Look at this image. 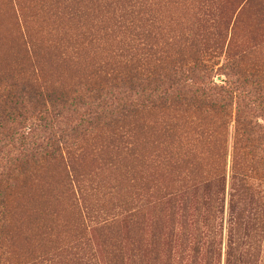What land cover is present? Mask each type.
<instances>
[{"label":"trees","instance_id":"1","mask_svg":"<svg viewBox=\"0 0 264 264\" xmlns=\"http://www.w3.org/2000/svg\"><path fill=\"white\" fill-rule=\"evenodd\" d=\"M153 1L109 0L108 24L87 8L40 13L41 19H96L75 27L28 25L37 13L19 11L11 40L0 30V264H90L96 255L88 248L86 219L103 261L123 264V229L149 211L161 212L164 181L180 184L171 194L177 197L211 187L200 201L213 214L217 207L208 206L223 202V170L220 165L210 175L200 157L218 144L234 107L231 170L240 188L230 195L229 218L246 228L244 203L255 195L250 181L263 177L256 147L261 127L253 118L255 110L264 113V97L257 106L251 100L264 94V68L255 60L243 67L244 56L229 42L220 69L237 78L213 83L221 46L162 42ZM85 161L122 169L137 184L136 196L116 195L118 180L113 185L87 171ZM88 195L110 200V208L89 210ZM53 197L68 202L73 221L49 204ZM34 198L39 205L29 208Z\"/></svg>","mask_w":264,"mask_h":264},{"label":"rangeland","instance_id":"2","mask_svg":"<svg viewBox=\"0 0 264 264\" xmlns=\"http://www.w3.org/2000/svg\"><path fill=\"white\" fill-rule=\"evenodd\" d=\"M108 1L0 0V30H8L11 40L16 28L15 13L19 11L24 15L30 12L37 13L38 18L33 24L28 23L32 26L42 24L43 27H47L58 24L75 27L96 22V19L90 18H97V16L108 24L111 18V13L108 12L113 10V8H107ZM84 8L92 12L93 16L88 19L61 16L55 20L50 15L46 19H41L40 14L43 10L66 12ZM150 9L158 13L156 24L160 29L159 38L162 42L173 39H194L205 41L211 47L216 44L221 46L220 65L215 66L211 73L213 83L227 85L228 82L237 78L234 77L235 72L220 69L221 64L226 62L224 53L229 42L236 47L238 57L244 56L243 67H249L250 61L255 60L264 68V0H154L150 4ZM261 85L264 86L262 83ZM241 90L253 94L251 87H244ZM263 97V93L258 94L251 103L257 106ZM244 104H250L247 97ZM232 111L231 119L227 120L225 128L216 136L219 140L218 144L216 141L212 146H208L200 157L204 169L210 175L215 174L220 165L223 170L224 192L221 191L223 202L218 200L217 204L212 203L208 206L211 210L214 208L216 210L217 207V211L213 214L208 213L207 206L200 201L207 196V190L211 187L200 185L186 191V194L182 193L183 197L180 195L177 197L171 194L180 188V184L164 181L161 184L160 193L163 198L160 205L161 212L153 214L149 211L144 219L138 221L135 219V223H129L123 229L125 252L123 264H264V147L262 146L264 144V113L261 110H255L253 118V121L261 127L256 147L259 149L257 167L263 177L261 180L250 181L255 195L252 200L247 199L244 203L246 228L243 229L242 226L233 225L229 218L230 195L240 188V183L233 179L231 170L235 141V107ZM218 154L222 157L221 161L217 159ZM84 168L94 174L99 172L102 178L113 185H116L115 180H118L120 185L116 195L130 198L131 194L134 195V192H137V184L130 183L122 169L114 170L109 165L96 169L97 163L87 161L84 163ZM87 197L88 209L91 211L110 208L112 203L107 199L97 200L93 195ZM139 198L142 201L143 194ZM36 204L39 205V202L34 198L28 202V207L35 209ZM49 204L63 212L60 215L64 219L69 221L75 219V214L69 208L67 201H56L53 197L49 199ZM185 204L187 209L183 214L181 209ZM237 205L235 204V209L239 210L240 202ZM170 211H173L174 215ZM86 222L88 236L91 238V246L88 248H91V252L96 255V259L94 258L90 264H107L101 257V246L96 235L91 232L92 219H86ZM67 229L66 231L70 232ZM238 232L240 239L237 242L236 233Z\"/></svg>","mask_w":264,"mask_h":264}]
</instances>
